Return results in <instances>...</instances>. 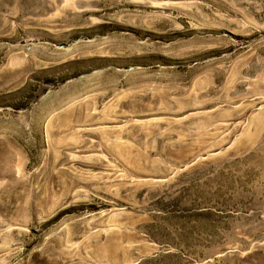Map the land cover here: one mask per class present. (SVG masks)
Returning <instances> with one entry per match:
<instances>
[{
    "label": "rangeland",
    "instance_id": "1",
    "mask_svg": "<svg viewBox=\"0 0 264 264\" xmlns=\"http://www.w3.org/2000/svg\"><path fill=\"white\" fill-rule=\"evenodd\" d=\"M0 264H264V0H0Z\"/></svg>",
    "mask_w": 264,
    "mask_h": 264
}]
</instances>
